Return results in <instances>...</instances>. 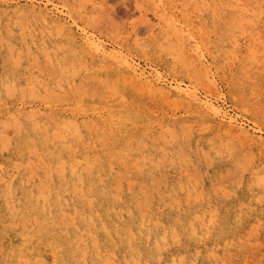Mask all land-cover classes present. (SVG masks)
Here are the masks:
<instances>
[{"label": "rangeland", "instance_id": "1", "mask_svg": "<svg viewBox=\"0 0 264 264\" xmlns=\"http://www.w3.org/2000/svg\"><path fill=\"white\" fill-rule=\"evenodd\" d=\"M1 1L0 135L8 134L9 139L8 147H0V264H102L107 258L104 264H264V182L258 185L257 179L264 175V147L217 129L215 120L196 104L129 91L113 71H97L101 63L96 59L69 60L65 36L37 15L14 13L13 6L7 8ZM38 1L63 12L77 27L154 77L196 89L200 96L211 94L200 65L195 67L189 54L180 57L171 39L161 35L152 0ZM231 1L170 0L175 6L167 14L193 22L201 45L198 57H204L219 86L218 104L264 137V0ZM127 112L134 121L123 131L102 126L103 119ZM69 120L80 126V140L62 127ZM224 143L232 146L226 150ZM22 146L27 147L24 155ZM113 147L124 154L108 155ZM58 160H64L66 171H59ZM71 170L77 177L65 179ZM222 174L227 175L225 182ZM28 193L39 194L45 207L39 209ZM196 214L204 215L203 220L195 219ZM39 224H44L41 235L27 239L30 249L18 250L12 232L24 234Z\"/></svg>", "mask_w": 264, "mask_h": 264}, {"label": "bare ground", "instance_id": "2", "mask_svg": "<svg viewBox=\"0 0 264 264\" xmlns=\"http://www.w3.org/2000/svg\"><path fill=\"white\" fill-rule=\"evenodd\" d=\"M23 1V2H22ZM188 1V0H187ZM209 1V0H208ZM231 1V0H230ZM224 2V1H223ZM232 2V1H231ZM254 2V1H253ZM2 4H5L7 5V8L10 7V6H13V12L14 13H33L35 15H37L38 17L42 18V20L44 21V23L46 25H49L50 27L54 28L55 30L54 31H58V33H60L61 35L65 36L69 46H70V49H69V52H68V55H69V60H73L75 58H78V59H81V58H85V57H89V58H92V59H96L97 61H99L101 63V66L97 69V71L99 72H103V73H106L107 71H113L114 73H116V75L121 78L122 80V87H125V88H128L129 91H132V92H139V93H147L148 95L152 96V97H158V98H161V99H178L182 102H184L185 104L187 105H190V104H196L201 110L204 111V114L205 116H208L210 117L211 119L215 120V123H216V127L217 129H222L224 130L225 133H227L228 135L232 136L233 138H236V139H241L243 142H249V143H257V144H260L264 147V137L260 136V135H257L255 129L251 130V128H246L245 125L240 122L237 117L229 114L228 111H226L224 108H222L219 104H218V96H217V93H218V84H217V80L215 78V75L214 73L211 72V70H209V68L207 69V64L205 63V59L204 57H198V53H200L201 51V45H200V42L199 40L197 39V37H195L194 35V30H193V22H185V21H179L177 20L176 18L170 16L167 14L168 12V9L170 8H173L175 6V4L171 3L170 0H152V3H153V17L157 20V23H158V29L160 30L161 32V35L164 36V37H169L172 41V44L174 46L173 50L175 49L177 51V54L180 55V57L183 55L182 54H189L191 55V59H193L192 61L195 62V67H199L200 65V68L201 71L203 72V76H204V79H205V83H206V87L208 88L207 91H209L211 94L209 96H200L199 93H197L196 89H191L189 88L188 86L187 87H182L180 84L178 83H171L169 81H166L165 79H162L161 76H158L156 75L154 77L153 74L151 73H147L144 69H141L138 65L128 61L127 58H123L115 49H112V48H109L108 46H106L103 42L99 41L98 39H96L94 36L88 34V32L79 27H77L76 23L68 16H66L63 12L61 11H57V9L55 8H49L47 3H43L42 1H38V0H3L1 1ZM237 3V2H236ZM239 3V2H238ZM237 3V4H238ZM241 3V2H240ZM239 3V4H240ZM246 3V2H245ZM230 5V4H229ZM247 5V4H246ZM206 6V5H205ZM220 6V5H219ZM232 6V5H231ZM235 6V5H234ZM240 6V5H239ZM221 7V6H220ZM219 7V8H220ZM209 9V8H208ZM224 9V7H223ZM236 9V8H235ZM139 10V9H138ZM141 10V9H140ZM238 10V9H237ZM240 10H245V8H240ZM251 10V9H250ZM258 10V9H257ZM6 11V10H5ZM213 11V10H212ZM219 11V10H218ZM239 11V10H238ZM12 12V11H11ZM253 12V11H252ZM143 13V12H142ZM173 13V12H172ZM212 13V12H211ZM238 13V12H237ZM250 13V12H249ZM257 13V11H256ZM174 14V13H173ZM177 14V13H176ZM202 14V13H201ZM22 15V14H20ZM145 16V13L143 14ZM147 15V14H146ZM214 15V13H213ZM250 15V14H249ZM256 15V14H255ZM29 16V15H28ZM36 16V17H37ZM148 16V15H147ZM145 16V17H147ZM237 16V15H236ZM253 16V15H252ZM261 16V15H260ZM20 17V16H19ZM18 17V19H19ZM27 17V16H26ZM30 17V16H29ZM35 17V20L37 19ZM39 18V19H40ZM150 18V17H149ZM149 18L147 20H149ZM214 18V17H213ZM216 18V17H215ZM219 18V17H218ZM24 19V18H23ZM22 19V20H23ZM32 19V18H31ZM38 19V20H39ZM154 19V20H155ZM252 19V18H251ZM146 20V19H145ZM194 20V19H193ZM212 20V19H211ZM216 20V19H215ZM256 20V19H255ZM6 21V20H5ZM144 21V20H143ZM195 21V20H194ZM227 21V20H226ZM13 22V20H12ZM16 22V21H15ZM32 22V21H31ZM35 22V21H34ZM153 22V20H152ZM214 22V21H213ZM250 22V21H249ZM5 23V22H4ZM154 23H156L154 21ZM238 23H239V20H238ZM253 23V22H251ZM250 23V24H251ZM27 24V23H26ZM31 24V23H30ZM36 24V23H35ZM150 24V23H148ZM17 25V24H16ZM155 25V24H154ZM212 25V24H211ZM24 26V25H23ZM40 26V24H39ZM214 26V25H213ZM9 27V26H8ZM154 27V26H153ZM227 27V26H226ZM36 28V27H35ZM216 28V26H215ZM17 29V28H16ZM152 29V28H151ZM199 29V28H198ZM228 29V28H227ZM6 30V29H5ZM38 30V29H37ZM46 31H48L47 29H44ZM153 30V29H152ZM30 31V29H29ZM32 31V30H31ZM234 31V30H233ZM232 31V32H233ZM239 31V29H238ZM33 32V31H32ZM43 32V31H42ZM140 32V31H139ZM148 32V31H147ZM256 32V31H255ZM12 33V32H11ZM40 33V32H39ZM56 33V32H55ZM58 33H57V36H58ZM16 34V33H15ZM30 34V33H29ZM28 34V35H29ZM48 34V33H47ZM228 34V32H227ZM231 34V33H230ZM9 35V34H7ZM11 35V34H10ZM44 35V34H43ZM13 36V35H12ZM41 36V35H40ZM56 36V35H55ZM60 36V35H59ZM58 36V37H59ZM206 36V35H205ZM2 37V36H1ZM34 37V35H33ZM53 37V36H52ZM50 38V37H49ZM205 38V37H204ZM11 39V38H10ZM27 39V38H26ZM44 39V38H43ZM42 39V40H43ZM55 39V38H54ZM31 40V39H30ZM42 40H40L42 42ZM49 41V40H48ZM47 41V42H48ZM28 42V41H27ZM36 42V41H35ZM193 42V43H192ZM228 42V41H227ZM11 43V42H10ZM25 43V42H24ZM162 43V42H161ZM192 43V44H191ZM12 44V43H11ZM21 44V43H20ZM30 44V43H29ZM28 44V45H29ZM165 44V43H164ZM224 44V43H223ZM31 45V44H30ZM43 45V43H42ZM57 45V44H56ZM61 45V44H60ZM13 46V45H12ZM36 46V45H35ZM48 46V45H47ZM58 46V45H57ZM136 46V45H135ZM260 46V45H259ZM24 47V46H22ZM45 47V46H44ZM14 48V47H13ZM17 48V47H16ZM35 48V47H34ZM57 48V47H56ZM55 48V49H56ZM62 48V47H61ZM64 48V47H63ZM203 48V47H202ZM20 49V48H19ZM44 49V48H43ZM46 49V48H45ZM51 49V48H49ZM258 49V48H257ZM17 50V49H16ZM251 50V48H250ZM30 51V50H29ZM37 51V49H36ZM252 51V50H251ZM31 52V51H30ZM29 52V53H30ZM39 52V51H38ZM46 52V51H45ZM51 52V51H50ZM58 52H60L58 50ZM8 53V52H7ZM28 53V54H29ZM43 53V52H42ZM53 53V52H51ZM57 53V52H56ZM142 53V52H141ZM248 53V52H247ZM253 53H257V52H253ZM15 54V53H14ZM24 54V53H23ZM40 54V53H38ZM49 54V53H48ZM55 54V53H54ZM143 54V53H142ZM202 55V53H200ZM250 54V53H249ZM259 54V52H258ZM36 55V54H35ZM43 55V54H41ZM22 56V55H20ZM45 56V54H44ZM236 56V55H235ZM250 56H252L250 54ZM249 56V57H250ZM10 57V56H9ZM30 57V55H29ZM54 57V56H53ZM248 57V56H247ZM8 58V57H7ZM27 58V57H26ZM42 58V57H41ZM31 59V58H30ZM45 59V58H44ZM49 59V58H48ZM221 59V58H220ZM252 59V58H251ZM26 60V59H25ZM24 60V61H25ZM185 60V59H184ZM261 60V59H260ZM22 61V60H21ZM33 61V60H32ZM48 61V60H47ZM248 61V60H247ZM252 61H255L252 59ZM13 62V60H12ZM31 62V61H30ZM25 63V62H24ZM34 63V62H33ZM198 65H197V64ZM256 63V61H255ZM50 64V63H49ZM77 64V63H76ZM88 64V63H87ZM13 65V64H12ZM33 65V64H32ZM47 65V64H46ZM55 66V65H54ZM76 65H74L75 67ZM80 66V64H79ZM78 66V67H79ZM189 66V65H188ZM13 67V66H12ZM57 67V66H56ZM70 67H71V64H70ZM82 67V65L80 66ZM30 68V67H29ZM74 69V68H73ZM78 69V68H77ZM76 69V70H77ZM82 68H80L81 70ZM198 69V71H199ZM32 70V69H31ZM67 73V70L64 69ZM75 70V69H74ZM85 70V69H84ZM240 70V69H239ZM24 71V70H23ZM33 71V70H32ZM31 71V72H32ZM78 71V70H77ZM255 71V70H254ZM12 72V70H11ZM26 72V71H25ZM57 72V71H56ZM79 72V71H78ZM200 72V71H199ZM243 72V71H242ZM257 72V71H256ZM29 73V72H28ZM61 73V72H60ZM65 73V74H66ZM76 72H74L75 74ZM87 73V72H86ZM198 73V72H197ZM244 73V72H243ZM260 73V72H259ZM22 74V73H21ZM68 74V73H67ZM78 74V73H77ZM9 75V74H8ZM49 75V74H48ZM60 75V74H59ZM13 76V75H12ZM11 76V77H12ZM30 77V75H28ZM96 77V75H94ZM246 76V75H245ZM22 77V76H21ZM28 77V78H29ZM36 77V76H35ZM54 77V76H53ZM52 77V78H53ZM154 77V78H152ZM247 77V76H246ZM245 77V78H246ZM25 78V77H24ZM34 78V77H33ZM62 78V77H61ZM67 78H68V75H67ZM72 78V76H71ZM98 78V77H97ZM242 78V77H241ZM87 79V78H85ZM243 79V78H242ZM31 80V79H30ZM71 80V79H70ZM201 80V79H200ZM7 81V80H6ZM41 81V80H40ZM62 81V79H61ZM99 81H100V78H99ZM105 81V80H104ZM104 81H101V82H104ZM253 81V80H252ZM69 82V81H68ZM15 83V81H14ZM24 83V82H22ZM46 83V82H45ZM111 83V82H110ZM113 83V82H112ZM239 83V82H238ZM8 84V83H7ZM26 84V83H25ZM41 84V83H40ZM106 84V83H105ZM118 84V83H117ZM262 84V83H261ZM61 85V84H60ZM68 85V84H67ZM77 85V84H76ZM114 85V84H113ZM28 86V85H27ZM39 86V84H38ZM54 86V85H53ZM57 86V84H56ZM237 86V85H236ZM240 87V85H238ZM263 86V85H262ZM26 87V86H25ZM77 87V86H76ZM108 87V86H107ZM117 87V86H116ZM61 87L58 88V90H60ZM255 88V87H254ZM6 89L8 91L11 90V86L8 84V86L6 87ZM16 89V88H15ZM40 89V88H39ZM55 89V88H54ZM57 89V88H56ZM80 90V88H78ZM109 89V88H108ZM113 89V88H112ZM41 90V89H40ZM111 90V89H110ZM118 90V89H117ZM35 91V90H34ZM61 91V90H60ZM81 91H84L81 89ZM79 91L81 94L82 92ZM262 91V90H261ZM5 92V91H4ZM37 92V91H36ZM50 92V91H49ZM54 92V91H53ZM64 92V91H63ZM79 92H77V94H79ZM220 92V91H219ZM21 93V92H20ZM28 93V92H27ZM30 93V92H29ZM28 93V94H29ZM40 93V92H39ZM58 93V92H57ZM12 94V93H11ZM19 94V93H18ZM25 94V93H24ZM27 94V95H28ZM80 94V95H81ZM91 94V93H90ZM6 95V94H5ZM44 95V94H43ZM51 95V94H50ZM56 95V94H55ZM63 95V94H61ZM75 95V94H74ZM84 95H85V91H84ZM94 95V94H92ZM91 95V97H92ZM251 95V94H250ZM249 95V96H250ZM257 95V94H256ZM15 96V95H14ZM19 96V95H18ZM41 96V95H40ZM78 96V95H77ZM119 96V95H118ZM80 97V96H78ZM251 97V96H250ZM21 98V97H20ZM32 98V97H30ZM82 98V97H81ZM45 99V98H44ZM39 100H42V99H39ZM177 100V101H178ZM47 101V100H46ZM179 101V102H180ZM6 102V101H5ZM32 104V103H31ZM181 104V103H179ZM49 105V104H48ZM10 106V105H9ZM187 107V106H186ZM29 111V110H28ZM35 111V109H34ZM39 111V110H38ZM245 111V110H244ZM31 113V112H30ZM41 113V112H40ZM14 114V113H13ZM16 114V113H15ZM50 114V113H48ZM66 114V113H65ZM202 114V113H201ZM9 115V114H8ZM20 115V114H19ZM27 115V114H26ZM37 115V114H36ZM41 115V114H40ZM30 116V115H28ZM38 116V115H37ZM15 117V116H14ZM36 117V116H35ZM17 119V118H16ZM13 120V119H12ZM52 120V119H51ZM29 121V120H28ZM38 121V120H37ZM53 121V120H52ZM67 121V120H66ZM134 121L133 119V116H130V114L127 112V113H119L117 115V117L115 119H111L110 121L109 120H106V119H103L102 120V126H106V127H110V126H113L115 127V129L119 130V131H123L124 129H126L128 126L131 125V123ZM20 122V121H19ZM35 122V121H34ZM44 122V121H43ZM12 123V122H11ZM31 123V122H30ZM38 123V122H37ZM42 123V122H41ZM62 127L68 131V133L72 136H75L76 138H78L79 140L81 139L82 137V130L80 128L79 125L75 124L74 122H71L69 120V122H62ZM51 124V123H50ZM84 124V123H83ZM9 125V124H8ZM7 125V126H8ZM40 125V124H39ZM153 125V124H152ZM3 126V125H2ZM34 126V125H32ZM49 126V124H48ZM13 127V126H12ZM22 127V126H21ZM20 127V128H21ZM31 127V126H30ZM43 127V126H42ZM4 128H5V125H4ZM35 128V127H34ZM46 128V127H45ZM44 128V129H45ZM6 129V128H5ZM39 129V128H38ZM42 129V128H41ZM98 129V127H97ZM20 130V129H19ZM53 130V129H52ZM51 130V131H52ZM37 131V130H36ZM102 131V130H101ZM105 131V130H104ZM111 131V130H110ZM162 131V130H161ZM2 132V131H1ZM17 132V131H16ZM39 132V130H38ZM62 132V131H61ZM117 132V131H116ZM7 133V131H6ZM10 133V132H9ZM43 133V135L46 136L45 132H41ZM52 133V132H51ZM12 134V133H11ZM15 134V133H14ZM13 134V135H14ZM19 134V133H18ZM61 134V133H60ZM8 135V134H7ZM7 135L5 136V134H1L0 135V147H4L6 146V141L9 139V138H6ZM27 135V134H26ZM59 135V134H57ZM55 133L54 135H52L53 137H56L57 136ZM10 136V135H9ZM34 136H37V135H34ZM44 136V137H45ZM51 136V137H52ZM63 136V135H61ZM58 137V136H57ZM56 137V138H57ZM70 137V136H69ZM55 138V140H56ZM60 138V137H58ZM58 138H57V141H58ZM173 138H174V135H173ZM53 139V138H52ZM65 139V136L62 137V139L60 140V142H63ZM83 139V138H82ZM100 140H104L103 137L100 135L99 137ZM213 139V138H212ZM27 140L29 141L30 138ZM67 140V139H66ZM65 140V141H66ZM240 140V141H241ZM32 141V140H31ZM53 141V140H51ZM112 141V140H111ZM220 142V141H219ZM3 146H1L2 144ZM12 143V142H10ZM33 143V142H32ZM52 143V142H51ZM87 143V142H86ZM105 147H108L106 146L107 142L104 141L103 142ZM6 144V145H5ZM9 144V143H8ZM50 144V143H49ZM82 144V142H81ZM225 144V143H224ZM47 145V144H46ZM64 145V144H63ZM70 145V144H69ZM177 145V144H176ZM51 146V145H50ZM221 146V145H220ZM226 146V144H225ZM229 146V145H227ZM226 146V150L227 148L231 147H227ZM8 147V145L6 146ZM23 147V150H22V154L24 155L26 152H27V147L25 146H22ZM54 147V146H53ZM67 147V146H66ZM70 147V146H69ZM86 147V146H85ZM215 147H213L214 149ZM4 149V148H3ZM7 149V148H6ZM35 149V148H34ZM39 149V148H38ZM217 149H218V146H217ZM230 151V150H229ZM32 152V151H30ZM42 152V151H41ZM108 155H112L113 157H118L120 155H123L124 152L118 148V147H113L112 149H109L107 150L106 152ZM37 154V153H36ZM45 154V153H44ZM43 154V155H44ZM51 154V153H50ZM217 155V154H216ZM249 155V154H248ZM27 156H28V153H27ZM39 156V155H38ZM37 157V156H36ZM87 157V156H86ZM209 157V156H208ZM19 158V156H18ZM45 158V157H44ZM84 158V157H83ZM112 158V157H111ZM110 158V159H111ZM248 158V157H247ZM246 158V159H247ZM23 159V158H22ZM38 159V158H37ZM91 159V158H90ZM148 159V157H147ZM244 159H245V156H244ZM21 160V159H20ZM86 161V159H84ZM205 160H209L208 158L205 159ZM26 161V160H25ZM32 161V160H31ZM36 161V160H35ZM64 161V160H63ZM61 161V160H58V164H57V167L59 169L60 172H63L65 170V166H64V162ZM93 161H95L93 159ZM249 162V160H247ZM2 162V161H1ZM41 162V161H40ZM76 162V161H75ZM82 162V161H81ZM96 162V161H95ZM209 162V161H208ZM253 162V161H252ZM26 163V162H25ZM24 163V165H25ZM36 163V162H35ZM42 163V162H41ZM45 163V162H44ZM42 163V164H44ZM85 163V162H84ZM34 164V163H33ZM48 164V163H47ZM71 164V163H70ZM87 164V163H86ZM92 164V163H90ZM89 164V165H90ZM135 164V163H134ZM235 164V163H234ZM239 164V163H238ZM23 166V164H21ZM37 165V164H36ZM51 165V164H50ZM85 165V164H84ZM241 165H244V164H241ZM249 165V163H248ZM1 166V165H0ZM27 166V164H26ZM41 165H39L40 167ZM55 166V165H54ZM72 166V165H71ZM92 166V165H91ZM240 166V164H239ZM14 167V166H12ZM34 167V166H33ZM36 167V166H35ZM43 167V166H42ZM68 167V166H67ZM87 167V166H86ZM207 167V165H206ZM246 167V166H245ZM20 168V167H19ZM50 168V166H49ZM40 169V168H39ZM84 169V168H83ZM228 169V168H227ZM263 169V168H262ZM2 170V169H1ZM0 170V171H1ZM18 170V169H17ZM55 170V169H54ZM101 170V168H100ZM112 170V168H111ZM28 171V170H27ZM66 171V170H65ZM88 171V170H87ZM225 171V170H224ZM244 171V170H242ZM39 172V171H38ZM43 172V171H42ZM47 172V171H46ZM55 172V171H54ZM58 172V171H57ZM81 172V171H80ZM84 172V171H83ZM230 172V171H229ZM238 172V171H237ZM264 172V171H263ZM17 173V172H16ZM104 173V172H103ZM228 174V172H226ZM233 173V172H232ZM231 173V174H232ZM243 173V172H242ZM241 173V174H242ZM6 174V173H5ZM10 174V173H9ZM51 174V173H50ZM96 174V173H95ZM105 174V173H104ZM116 174V173H115ZM114 174V175H115ZM198 174V172L196 173ZM47 175V174H46ZM78 174H76V172L74 171H69V174L68 176L65 177V179H73L75 177H77ZM89 175V174H88ZM220 175V173H219ZM257 175V174H256ZM18 176V175H17ZM28 176V175H27ZM61 176V175H60ZM197 176V175H195ZM221 176V175H220ZM224 176H227V175H223L222 174V180L223 182H225V177ZM8 177V176H7ZM13 177V176H12ZM44 177V176H43ZM49 177V176H47ZM81 177V175H80ZM79 177V178H80ZM101 177V176H100ZM99 177V178H100ZM199 177V175L197 176V178ZM236 177V176H235ZM3 178V177H2ZM25 178V177H24ZM32 178V176H31ZM35 178V177H34ZM103 178V177H102ZM107 178V177H105ZM192 178V177H191ZM201 178V177H200ZM233 177H231L230 179H232ZM12 179V178H11ZM10 179V181H12ZM36 179V178H35ZM64 179V178H63ZM118 179V178H117ZM202 179V178H201ZM257 179L260 180L258 185L261 184L260 182H264V175L262 176H258L257 175ZM26 180V179H25ZM29 180V179H28ZM50 180V179H49ZM116 180V179H115ZM227 180V179H226ZM0 181L2 182V180L0 179ZM39 181V180H38ZM121 181V180H120ZM202 181V180H201ZM251 181V180H250ZM23 182V180H22ZM25 182V181H24ZM33 182V181H32ZM42 182V180L40 181ZM45 182V181H44ZM79 182V181H77ZM123 182V181H122ZM197 182V181H196ZM195 182V184H196ZM220 183V181H218ZM222 182V181H221ZM222 182V184H223ZM29 183V182H28ZM50 183V182H48ZM47 183V184H48ZM74 183V182H73ZM116 183V182H115ZM118 183V182H117ZM133 183V182H132ZM198 183V182H197ZM217 183V182H216ZM214 183V184H216ZM250 183H253V182H250ZM40 184V183H39ZM82 184V183H81ZM92 184H94L92 182ZM101 184V183H99ZM213 183L211 185L213 186H216L217 185H214ZM218 184V183H217ZM29 185V184H28ZM43 185V183H42ZM41 185V186H42ZM76 185V183H75ZM103 185V184H102ZM264 185V184H263ZM26 186V185H25ZM45 186H48V185H45ZM44 186V187H45ZM180 186V185H179ZM178 186V187H179ZM186 187V184L184 185ZM212 186V188H213ZM220 186V185H219ZM249 186V185H248ZM247 186V187H248ZM159 187V186H158ZM223 187V186H222ZM221 187V188H222ZM10 188V186H9ZM43 188V187H42ZM77 188V187H76ZM80 188V187H79ZM182 188V187H181ZM220 188V189H221ZM249 188V187H248ZM4 189V188H3ZM11 189V188H10ZM27 189V188H26ZM31 189V188H30ZM34 189V188H33ZM47 189V188H46ZM102 189V188H101ZM114 189V188H113ZM123 189V188H122ZM121 189V190H122ZM138 189V188H137ZM147 189V188H146ZM180 189V188H179ZM192 189V188H191ZM7 190V189H6ZM38 190V189H37ZM82 190V188H81ZM104 190V189H103ZM128 190V188H127ZM140 190V189H139ZM143 190V189H142ZM201 189L198 190L199 192V195L202 194ZM224 191L226 189H223ZM35 191V190H34ZM54 191V190H53ZM80 191V190H79ZM141 191V190H140ZM183 191V190H182ZM193 191L195 192V190L193 189ZM213 191H214V188H213ZM223 191V192H224ZM28 192V191H27ZM32 192V191H31ZM45 192V191H44ZM48 192V191H46ZM117 192V191H116ZM128 192V191H127ZM227 192V191H225ZM10 192L8 191V194ZM12 193V192H11ZM50 193V192H49ZM214 193H216V191H214ZM29 194V197L32 199V200H35L36 201V204H38V207L39 209L40 208H43L45 207L44 205V200L40 197L39 194H32L31 193H28ZM113 194V193H111ZM142 194V193H141ZM172 194V193H171ZM190 196L189 192L186 193ZM27 195V194H26ZM85 195V194H84ZM187 195V197H188ZM223 195V194H222ZM1 196V195H0ZM7 196V194H6ZM5 196V197H6ZM49 196V195H46V197ZM112 196V195H111ZM118 196V195H117ZM145 196V195H144ZM202 196V195H200ZM224 196V195H223ZM164 197V196H163ZM169 197V195H168ZM49 198V197H47ZM46 198V199H47ZM82 198V197H81ZM116 198V197H115ZM142 198V197H141ZM147 198V197H146ZM193 198V197H192ZM225 198V197H224ZM61 199V198H60ZM65 200V198H62ZM119 199V198H118ZM179 199V198H178ZM256 199V198H255ZM261 199V198H260ZM172 200V199H171ZM198 200V199H197ZM201 200V198H200ZM16 201V200H15ZM66 201V200H65ZM176 201V200H175ZM202 201V200H201ZM258 201V200H257ZM64 202V201H63ZM120 202V201H119ZM146 202V201H144ZM171 205L173 204V201H170ZM47 203V202H46ZM65 203V202H64ZM87 204H89L90 202H86ZM147 203V202H146ZM177 203V202H175ZM178 203H180L178 201ZM177 203V204H178ZM76 204V203H75ZM130 204V203H129ZM140 204V203H139ZM169 204V205H170ZM6 205V204H5ZM59 205V204H58ZM90 207H91V203L89 204ZM88 205V206H89ZM136 205V204H135ZM242 204L240 206H237V207H241ZM160 207V206H159ZM12 208H13V205H12ZM172 208V207H171ZM75 209V207H74ZM121 209V208H120ZM139 209V208H138ZM148 209V208H146ZM199 209V208H198ZM197 209V210H198ZM45 210V209H44ZM118 210V209H117ZM129 210V209H128ZM178 210V209H177ZM74 211V210H73ZM113 211V210H112ZM17 212V211H16ZM118 212V211H117ZM123 212V211H122ZM130 212V211H129ZM217 211H214V212H209V213H212V214H215ZM42 213V212H41ZM49 213V211H48ZM96 213V212H95ZM207 213V212H205ZM209 213H208V216H209ZM239 213V212H238ZM69 214V213H68ZM145 214V213H144ZM211 214V215H212ZM62 215V214H61ZM70 215V214H69ZM116 215V214H115ZM197 215V214H196ZM239 215V214H238ZM204 216V215H203ZM203 216H200V215H197L195 219H198L199 221L203 220ZM81 217L78 215V218ZM117 217V216H116ZM194 217V216H193ZM215 217V215H214ZM63 218V216H62ZM84 218V217H83ZM144 218V216H143ZM157 218V217H156ZM210 218V217H209ZM149 219V218H148ZM211 219V218H210ZM238 219V218H237ZM55 220V219H54ZM79 220V219H78ZM143 219H141L142 221ZM213 220V218H212ZM31 221V220H30ZM29 221V222H30ZM92 221V219H90V222ZM189 222H192V221H188ZM204 222V221H203ZM260 222V221H259ZM74 223V222H73ZM148 223V222H147ZM152 223V222H151ZM181 223V222H180ZM179 223V224H180ZM193 223V222H192ZM258 223V221H257ZM68 224V222H67ZM210 224V223H209ZM25 225V224H24ZM55 225V224H54ZM62 225V224H61ZM115 225V224H114ZM154 225V224H153ZM161 224H159L160 226ZM208 225V224H207ZM211 225V224H210ZM60 226V225H59ZM58 226V227H59ZM94 226V225H92ZM103 226V225H102ZM101 226V227H102ZM141 226V225H140ZM204 226V225H202ZM213 226V225H212ZM258 226V224L256 225ZM44 227V224H39V226H35L34 228H29V229H25V233L24 234H16L14 231L12 232V236H11V240L14 244V246H17L18 250H28L30 249V246L31 244L27 242V239L30 240V239H36L38 238L40 235H41V229ZM74 227V226H73ZM143 227V226H142ZM211 227V226H210ZM255 227V226H254ZM76 228V227H75ZM201 228V227H200ZM204 228V227H202ZM12 229H14V227H12ZM54 229V228H53ZM254 229V228H253ZM77 230V229H76ZM75 230V231H76ZM193 230H194V227H193ZM255 230V229H254ZM78 231V230H77ZM169 231V230H168ZM174 231V229H173ZM195 231V230H194ZM211 231V230H210ZM82 232V231H81ZM104 232V231H103ZM132 232V231H131ZM138 232V231H137ZM53 233V232H52ZM64 233V232H63ZM62 233V234H63ZM107 233V232H106ZM130 233V232H129ZM139 233V232H138ZM162 233H165L164 230L162 231ZM253 233V232H252ZM88 234V233H87ZM195 234V233H194ZM205 234V233H204ZM203 234V235H204ZM206 234H208L206 232ZM234 234V233H233ZM75 235V234H74ZM81 235V234H80ZM79 235V236H80ZM140 235V234H139ZM169 235V234H168ZM176 235V233H175ZM248 235H251V234H248ZM69 236V235H68ZM129 236V235H128ZM147 236V235H146ZM164 236V235H162ZM174 236V235H173ZM191 236H194L193 234ZM67 237V236H66ZM77 239L78 237L75 236ZM88 237V236H86ZM109 237V236H108ZM131 237V236H130ZM134 237V236H133ZM177 237V236H176ZM201 237V236H200ZM250 237V236H249ZM110 238V237H109ZM170 238V237H169ZM199 238V237H198ZM248 238V237H247ZM149 239V238H147ZM159 239H162L161 237ZM176 239V238H175ZM178 239V237H177ZM72 240V239H71ZM112 240V239H111ZM128 240V239H127ZM127 240H126V243H127ZM163 240L165 241L164 237H163ZM162 240V241H163ZM207 240V239H206ZM240 240V239H239ZM79 241V240H78ZM77 241V242H78ZM82 241V240H81ZM204 241V240H203ZM241 241V240H240ZM155 242V241H154ZM196 242V241H195ZM199 242V241H198ZM225 243V241H223ZM230 242L231 239H230ZM229 242V243H230ZM248 243V241H246ZM256 242V241H255ZM52 243V242H51ZM84 243V242H83ZM130 244V243H129ZM156 244V242H155ZM154 244V245H155ZM83 245V244H82ZM92 245V244H90ZM96 245V244H95ZM128 246V245H127ZM213 246V245H212ZM217 246V245H216ZM228 246V245H227ZM78 247V245H77ZM76 247V248H77ZM156 247V245H155ZM162 247V246H161ZM219 247V246H218ZM229 247V246H228ZM131 248V247H130ZM157 248V247H156ZM163 248V247H162ZM168 248V247H167ZM132 249V248H131ZM217 249V248H216ZM196 251V250H195ZM159 252V251H158ZM13 253V252H12ZM32 253V252H31ZM214 253V252H213ZM84 254V251L83 253ZM102 254V253H101ZM109 254V253H108ZM196 254V253H195ZM228 254V253H227ZM46 255V254H45ZM209 255V254H208ZM211 255V254H210ZM214 255V254H213ZM49 256V255H48ZM46 257V256H45ZM112 257H115L113 256L112 254ZM138 257V256H137ZM214 257V256H213ZM213 257H211L213 259ZM97 258H99L97 256ZM124 258V257H123ZM132 258V257H131ZM173 258V257H171ZM208 258V257H207ZM219 258V257H218ZM72 259V258H71ZM81 259V258H80ZM133 259V258H132ZM157 259V258H156ZM181 259V257H180ZM103 260V259H102ZM107 260L108 258L106 259V262L105 260H103L105 263H107ZM178 262H179V259H177ZM84 261V260H83ZM82 261V262H83ZM109 261V260H108ZM159 261V260H158ZM39 262L41 261H38V262H35L33 264H40ZM104 262L102 264H104ZM127 262V261H126ZM138 262V261H137ZM171 262L173 263V259L171 260ZM182 262V261H180ZM111 264H113V261L109 262ZM146 264V263H145ZM175 264V263H174ZM189 264H192V263H189Z\"/></svg>", "mask_w": 264, "mask_h": 264}]
</instances>
